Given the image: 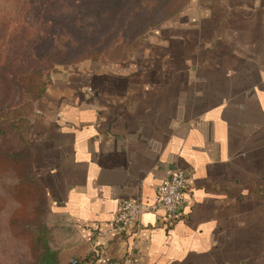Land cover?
Wrapping results in <instances>:
<instances>
[{"label":"crops","instance_id":"1","mask_svg":"<svg viewBox=\"0 0 264 264\" xmlns=\"http://www.w3.org/2000/svg\"><path fill=\"white\" fill-rule=\"evenodd\" d=\"M28 139L55 248L118 264H264V0H190L124 60L57 66ZM177 170L184 219L160 208L106 233L123 199L153 202Z\"/></svg>","mask_w":264,"mask_h":264},{"label":"rangeland","instance_id":"2","mask_svg":"<svg viewBox=\"0 0 264 264\" xmlns=\"http://www.w3.org/2000/svg\"><path fill=\"white\" fill-rule=\"evenodd\" d=\"M128 2L127 9L122 10ZM189 2L0 0V113L27 102L28 94L22 99V88L16 82L22 74L39 71L43 76L50 73L51 79L57 66L90 62L98 69L103 64L124 60L146 44L156 26L176 17ZM113 8H118V13ZM108 24L111 29L100 42L90 43L92 39H89L88 43L79 45L78 37L83 32H87L83 34L86 36L98 26ZM53 63L55 66L51 68ZM37 104L32 101L20 115L31 122ZM20 115L10 116V121H18ZM23 125L21 121L22 141L27 142L31 153L30 128L22 129ZM20 142L15 138L11 149L21 152L25 146L20 147ZM27 154V159L18 161L0 158V264H30L38 230L43 231L52 247L62 243L59 222L49 213L33 172V159L29 151Z\"/></svg>","mask_w":264,"mask_h":264},{"label":"trees","instance_id":"3","mask_svg":"<svg viewBox=\"0 0 264 264\" xmlns=\"http://www.w3.org/2000/svg\"><path fill=\"white\" fill-rule=\"evenodd\" d=\"M117 4V3H116ZM114 4V5H116ZM127 5L129 2L124 5L122 10L127 9ZM118 8H113L114 13H118ZM129 13V12H128ZM127 13V14H128ZM126 14V15H127ZM156 23V21H155ZM152 25V24H151ZM154 25V24H153ZM111 25H103L98 26L93 33L89 35L83 36V34L87 33L86 31L78 37L79 45L83 43H88L89 39H92V42L98 43L100 42L105 34L108 33ZM93 37L90 38V36ZM83 36V37H82ZM82 37V38H81ZM58 64H63L61 62H57ZM51 68L55 66V64H51ZM37 71L35 74H22V76L13 77L16 79V82L19 88H22V99L23 96L28 94L29 97H26V101L22 106H17L5 113H0V158L6 160L18 161L21 158L27 159L28 151L30 159H33V153H30L29 145L27 142L22 141V130H21V121L24 123L22 129L25 127L26 129L30 128L31 122L25 117V115H20L22 110L27 106L31 105L32 101L39 102L45 95L46 90L50 84V73L45 76L39 74ZM25 75V76H24ZM48 76V79H46ZM25 98V97H24ZM19 116L18 121H10V116ZM17 138L18 142H20L19 146H25L21 152L17 153L16 150L11 149V142ZM28 149V150H27ZM32 151V150H31ZM45 232V231H44ZM34 246H33V259L30 264H71V259H76L78 264H85L90 261L88 257H82L80 255H73L75 248L73 246H65L62 248H54L49 244L45 234L42 230H38L34 236Z\"/></svg>","mask_w":264,"mask_h":264},{"label":"built area","instance_id":"4","mask_svg":"<svg viewBox=\"0 0 264 264\" xmlns=\"http://www.w3.org/2000/svg\"><path fill=\"white\" fill-rule=\"evenodd\" d=\"M188 177L177 170L170 178L163 183L151 203L123 199L121 209L111 220L108 233H125L129 228L138 226L140 217L145 212H156L160 208L164 209L170 222H177L186 217L184 210V197L187 190ZM71 264H78L76 259L71 260ZM85 264H118L103 256L91 260ZM124 264H134L131 257L126 258Z\"/></svg>","mask_w":264,"mask_h":264}]
</instances>
